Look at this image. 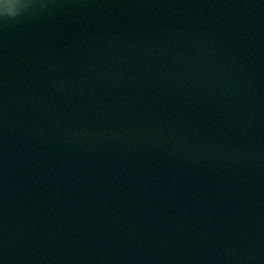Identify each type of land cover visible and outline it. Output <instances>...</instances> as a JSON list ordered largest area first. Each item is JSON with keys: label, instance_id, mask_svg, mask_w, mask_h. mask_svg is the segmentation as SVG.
<instances>
[{"label": "water", "instance_id": "95a60500", "mask_svg": "<svg viewBox=\"0 0 264 264\" xmlns=\"http://www.w3.org/2000/svg\"><path fill=\"white\" fill-rule=\"evenodd\" d=\"M0 264H264V0L0 16Z\"/></svg>", "mask_w": 264, "mask_h": 264}, {"label": "clouds", "instance_id": "9594fccd", "mask_svg": "<svg viewBox=\"0 0 264 264\" xmlns=\"http://www.w3.org/2000/svg\"><path fill=\"white\" fill-rule=\"evenodd\" d=\"M20 0H0V16L17 15V5Z\"/></svg>", "mask_w": 264, "mask_h": 264}]
</instances>
